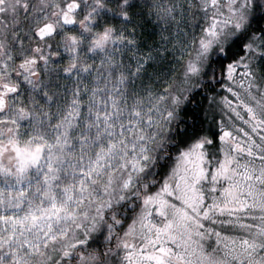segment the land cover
Returning a JSON list of instances; mask_svg holds the SVG:
<instances>
[{"label":"snow or ice","instance_id":"1","mask_svg":"<svg viewBox=\"0 0 264 264\" xmlns=\"http://www.w3.org/2000/svg\"><path fill=\"white\" fill-rule=\"evenodd\" d=\"M0 264H264V0H0Z\"/></svg>","mask_w":264,"mask_h":264}]
</instances>
